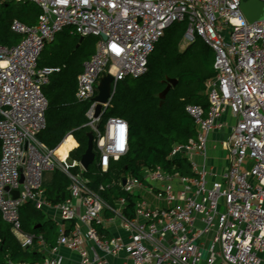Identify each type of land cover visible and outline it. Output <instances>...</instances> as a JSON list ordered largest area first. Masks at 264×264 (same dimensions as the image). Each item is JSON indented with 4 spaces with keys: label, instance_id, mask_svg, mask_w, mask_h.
<instances>
[{
    "label": "built area",
    "instance_id": "1",
    "mask_svg": "<svg viewBox=\"0 0 264 264\" xmlns=\"http://www.w3.org/2000/svg\"><path fill=\"white\" fill-rule=\"evenodd\" d=\"M3 1H33L41 9L35 24L11 22L21 36L18 42L0 44V214L22 247L43 246L44 239L22 231L21 204L30 201L41 208L46 203L48 171L59 169L70 180L69 196L56 204V223L68 225L61 227L51 254L31 264H61L59 246L77 253L80 264H104L105 255L121 253L132 264H264V10L249 22L240 7L244 0ZM181 20L187 23L184 43L199 36L214 53L215 74L204 92L208 106L185 105L195 135L172 143L167 155L184 159L191 174L157 166L144 167L141 178L122 175V190L135 197L127 214L126 196L106 202L99 193L103 186L89 185L79 159L69 152L59 157L56 147L39 139L46 127L42 87L57 68L38 67L37 59L65 27L95 36L75 93L78 100L90 101L103 73L113 75V93L118 80L145 73L166 27ZM95 103L89 102L86 125L93 132L97 164L105 171L128 150V124L109 116L96 127ZM120 124L125 125L122 150L116 147ZM11 189L18 190L17 197ZM111 225L124 235L109 233Z\"/></svg>",
    "mask_w": 264,
    "mask_h": 264
},
{
    "label": "trees",
    "instance_id": "2",
    "mask_svg": "<svg viewBox=\"0 0 264 264\" xmlns=\"http://www.w3.org/2000/svg\"><path fill=\"white\" fill-rule=\"evenodd\" d=\"M40 7L33 1L18 2L0 0V44L12 46L21 36L14 33L10 24L14 19L32 25L37 22ZM187 23L174 21L166 27L148 56L147 70L138 77L126 76L118 80L110 103L102 113L100 128L109 116H118L128 124V150L116 160H111L103 171L97 158L82 171L93 189L108 203L116 197L126 196L128 211L134 202L132 194L125 193L119 179L122 175L141 178L144 167L160 166L171 169L176 166L183 174H191L187 162L182 158L170 159L168 152L174 142H185L195 135V125L185 111L187 103L208 106L205 95L206 81L215 74L214 53L202 40H194L181 48ZM96 37L80 35L72 28L65 27L55 34L41 50L38 67H54L48 81L42 87L47 97L45 111L46 127L39 139L49 148H55L62 138L70 133L77 146L69 156L79 159L87 146L86 111L89 101L78 100L75 93L77 75L83 64L94 52ZM176 78V83L160 99L159 93L166 85V78ZM97 157L98 151L93 146ZM60 156V155H59ZM79 168H73L78 171ZM70 180L59 169L51 171L45 187L46 199L52 204L62 202L69 196ZM21 229L25 233L41 234L44 242L53 244L59 233L56 223L46 219L43 212L30 201L19 208ZM43 259L41 251L24 248L0 214V264L8 261L32 263Z\"/></svg>",
    "mask_w": 264,
    "mask_h": 264
},
{
    "label": "water",
    "instance_id": "3",
    "mask_svg": "<svg viewBox=\"0 0 264 264\" xmlns=\"http://www.w3.org/2000/svg\"><path fill=\"white\" fill-rule=\"evenodd\" d=\"M241 10L243 14L245 15L246 19L249 22L255 21L258 18H260L263 14L264 10V1L263 0H244L240 4ZM102 37H105L104 34H101ZM83 36H80V39ZM112 82H113V75L109 72L103 73L98 83L96 84V93L95 95L90 99L89 102L95 101L94 106V116L98 117L96 127H98L102 121V110L104 109L103 104H106L110 102L111 98H109L113 94L112 89ZM166 85L165 87L160 91L159 97L162 101V99L165 97V94L167 91L176 83V78L167 77L166 78ZM94 146V136L92 130H89L87 132V146L84 150V152L81 154L79 161L83 167V169H87L88 166L94 161L95 159V152L93 149ZM22 161H24V156L22 158ZM67 161L70 163L72 162V159L68 157ZM122 183L125 182V177H121ZM23 181V176L20 177V182ZM6 189H9L6 187ZM10 193L13 197H17L19 192L17 189H11ZM135 195H137V192H135Z\"/></svg>",
    "mask_w": 264,
    "mask_h": 264
},
{
    "label": "crops",
    "instance_id": "4",
    "mask_svg": "<svg viewBox=\"0 0 264 264\" xmlns=\"http://www.w3.org/2000/svg\"><path fill=\"white\" fill-rule=\"evenodd\" d=\"M65 137H68V140H67L66 144H63V149L65 150V149H67L66 148L67 145H71V147L68 148V150L66 152V153H68L71 151V149H73L77 146V142L70 133H67L62 138V140ZM61 141L59 142V144L61 143ZM50 174H51V171H48L44 174L45 182H47L49 180ZM43 191H44L43 194H44V198H45L46 203L41 208H38V209H40L43 212L44 217L46 219H51L56 223V220L59 218L58 211L56 209V204H58V203L52 204L49 200L46 199L44 185H43ZM59 225H60V223L59 224L56 223V227H57L58 232H60L61 227L66 228L68 225V222H64L62 226H59ZM109 233H112V234L118 233V234L124 235V233L119 228L115 227L114 225L110 226ZM58 235H59V233L57 234L56 239H57ZM55 243H56V240L53 244H47L45 242H44L43 246L40 244H38V245L36 244L32 249H34L36 251H41V253L43 254V257H44L46 255L51 254L50 248H51V246L55 245ZM57 251H58V254L62 256V263L61 264H80L79 257L77 255V253L70 251L69 249H67L64 246H59ZM104 258L106 260V262L104 264H132V262L124 255V253H121L118 255H105ZM29 264H31V263H29Z\"/></svg>",
    "mask_w": 264,
    "mask_h": 264
},
{
    "label": "clouds",
    "instance_id": "5",
    "mask_svg": "<svg viewBox=\"0 0 264 264\" xmlns=\"http://www.w3.org/2000/svg\"><path fill=\"white\" fill-rule=\"evenodd\" d=\"M124 133H125V125L124 124L118 125V135H117L116 147L121 150L124 147Z\"/></svg>",
    "mask_w": 264,
    "mask_h": 264
},
{
    "label": "bare ground",
    "instance_id": "6",
    "mask_svg": "<svg viewBox=\"0 0 264 264\" xmlns=\"http://www.w3.org/2000/svg\"><path fill=\"white\" fill-rule=\"evenodd\" d=\"M67 140H68V137H65V138L61 141V143L55 148L54 153H55L57 156L60 155L59 157H64V156L66 155V152H67L68 148L71 147V145H67V146H66L67 149H65V150L63 149V144H66Z\"/></svg>",
    "mask_w": 264,
    "mask_h": 264
},
{
    "label": "rangeland",
    "instance_id": "7",
    "mask_svg": "<svg viewBox=\"0 0 264 264\" xmlns=\"http://www.w3.org/2000/svg\"><path fill=\"white\" fill-rule=\"evenodd\" d=\"M14 3H16V4H17L18 2H14ZM181 46H182L181 48H183V46H185V43H184V41H182V44H181ZM188 168H189V167H188Z\"/></svg>",
    "mask_w": 264,
    "mask_h": 264
}]
</instances>
